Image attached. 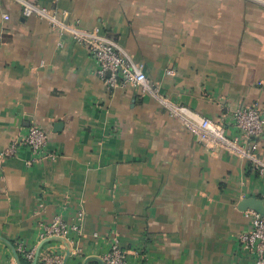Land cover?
<instances>
[{"label": "crops", "instance_id": "crops-1", "mask_svg": "<svg viewBox=\"0 0 264 264\" xmlns=\"http://www.w3.org/2000/svg\"><path fill=\"white\" fill-rule=\"evenodd\" d=\"M39 1L116 35L164 94L203 115L264 109V0ZM97 68L85 45L0 0V152L37 123L59 153L28 165L21 148L1 161L0 264H31L16 241L39 243L41 223L58 213L73 222L79 207L83 231L65 264H102L115 234L128 264H251L241 203H264V176L205 148L153 95L108 86ZM258 141L264 158V133Z\"/></svg>", "mask_w": 264, "mask_h": 264}, {"label": "built area", "instance_id": "built-area-1", "mask_svg": "<svg viewBox=\"0 0 264 264\" xmlns=\"http://www.w3.org/2000/svg\"><path fill=\"white\" fill-rule=\"evenodd\" d=\"M21 5L27 17H38L46 20L51 29L62 39L72 38L85 45L96 60L97 73L108 86H118L120 81L141 89L143 93L153 95L163 104L170 114L184 125L205 148L212 152L226 151L246 160L251 169L264 176V158L259 152V137L264 133V109L259 103L238 105L231 109L224 118L214 119L203 115L187 105L179 103L164 94L160 87L152 82L145 64L130 53L117 39L116 35L102 31L99 26L86 27L79 21L71 22L66 13L58 7L46 5L39 0H13ZM63 45V41L59 42ZM171 74L172 70H168ZM236 131L231 134L230 130ZM52 130L37 123L29 126L25 133H18L0 152L1 161L18 154L21 148H27L31 156L26 161L33 165L41 161H55L59 153L52 149ZM44 208V202L40 201ZM76 220L68 222L62 213L39 226L37 244L28 245L25 240L16 241L19 255L31 264H65V247L77 253L72 245L79 241L82 233L84 210L79 207ZM251 226L239 234L242 248L253 258L251 264H264V215L255 209H248ZM60 240L59 245H49L42 249L47 240ZM64 241V243H63ZM102 264H128V254L121 247L117 234L113 236L109 250L101 257Z\"/></svg>", "mask_w": 264, "mask_h": 264}, {"label": "water", "instance_id": "water-1", "mask_svg": "<svg viewBox=\"0 0 264 264\" xmlns=\"http://www.w3.org/2000/svg\"><path fill=\"white\" fill-rule=\"evenodd\" d=\"M241 207L244 209L246 208L255 209L256 211L264 215V203L258 197L251 196V197L245 198L241 203ZM14 251L17 254V250L15 247H14ZM33 264H36V261H34Z\"/></svg>", "mask_w": 264, "mask_h": 264}, {"label": "trees", "instance_id": "trees-1", "mask_svg": "<svg viewBox=\"0 0 264 264\" xmlns=\"http://www.w3.org/2000/svg\"><path fill=\"white\" fill-rule=\"evenodd\" d=\"M15 245H16V243H15ZM20 258L23 259V257L21 255H20Z\"/></svg>", "mask_w": 264, "mask_h": 264}]
</instances>
